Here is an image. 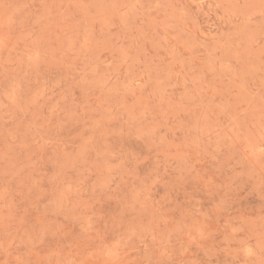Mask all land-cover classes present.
<instances>
[{"label": "rangeland", "instance_id": "1", "mask_svg": "<svg viewBox=\"0 0 264 264\" xmlns=\"http://www.w3.org/2000/svg\"><path fill=\"white\" fill-rule=\"evenodd\" d=\"M0 264H264V0H0Z\"/></svg>", "mask_w": 264, "mask_h": 264}]
</instances>
